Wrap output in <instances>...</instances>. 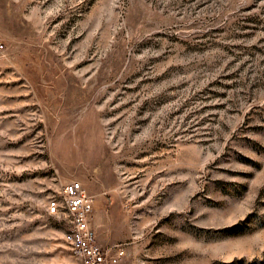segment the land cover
I'll use <instances>...</instances> for the list:
<instances>
[{"label": "rangeland", "instance_id": "1", "mask_svg": "<svg viewBox=\"0 0 264 264\" xmlns=\"http://www.w3.org/2000/svg\"><path fill=\"white\" fill-rule=\"evenodd\" d=\"M70 181L117 264H264V0H0V264H82Z\"/></svg>", "mask_w": 264, "mask_h": 264}, {"label": "built area", "instance_id": "2", "mask_svg": "<svg viewBox=\"0 0 264 264\" xmlns=\"http://www.w3.org/2000/svg\"><path fill=\"white\" fill-rule=\"evenodd\" d=\"M68 217V230L64 240L82 264H117L125 251L121 246L102 248L96 241V234L90 225L93 201L79 181H70L63 187L62 205ZM58 200L49 201L47 210L57 214Z\"/></svg>", "mask_w": 264, "mask_h": 264}, {"label": "crops", "instance_id": "3", "mask_svg": "<svg viewBox=\"0 0 264 264\" xmlns=\"http://www.w3.org/2000/svg\"><path fill=\"white\" fill-rule=\"evenodd\" d=\"M94 210H96V207H94V201H93V211H92V213H91V215H90V220H91L90 223H91V224H92V216H94V214H95V216H96V213L94 212ZM92 226H93V225H92ZM96 241H97V236H96ZM99 242H100L101 245H103V244H102V241L99 240ZM97 243H98V241H97Z\"/></svg>", "mask_w": 264, "mask_h": 264}]
</instances>
